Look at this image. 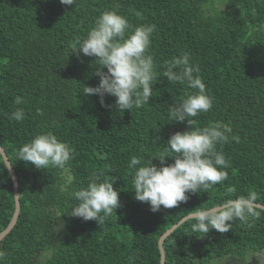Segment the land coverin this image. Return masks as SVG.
<instances>
[{
  "label": "trees",
  "instance_id": "obj_1",
  "mask_svg": "<svg viewBox=\"0 0 264 264\" xmlns=\"http://www.w3.org/2000/svg\"><path fill=\"white\" fill-rule=\"evenodd\" d=\"M105 10L133 26L155 25L148 49L158 74L152 97L130 112H118L110 96L105 105L113 107H102L80 87L97 86L99 65L94 57L72 54L74 44ZM184 52L199 66L213 105L193 119L201 128L219 122L232 130L229 141L216 146L230 162L223 169L228 179L153 213L134 199L127 164L134 155L152 158L172 134L186 130V122L168 119L167 108L195 90L161 75L164 62ZM17 96L26 104L15 105ZM17 107L25 111L21 122L8 119ZM46 133L73 148L76 189L93 173L115 179L122 207L103 224L67 216L77 202L61 193L58 169L37 170L17 160L20 147ZM0 147L16 174L21 208L0 243L5 253L0 264H41L50 249L46 264H160L159 239L192 212L249 192L264 204V0H75L67 7L59 0H0ZM152 163L160 167L157 160ZM14 211L13 182L0 155V234ZM57 213L63 215L57 219ZM250 222V229L236 220L226 233L213 229L204 235L193 233L194 221H187L165 240V264H215L260 252L264 213Z\"/></svg>",
  "mask_w": 264,
  "mask_h": 264
},
{
  "label": "clouds",
  "instance_id": "obj_2",
  "mask_svg": "<svg viewBox=\"0 0 264 264\" xmlns=\"http://www.w3.org/2000/svg\"><path fill=\"white\" fill-rule=\"evenodd\" d=\"M59 3L67 7L72 6L75 0H59ZM135 14L141 16L138 12ZM154 31V24L133 26L116 11L102 12L87 35L75 41L73 48L72 54L94 57V62L99 65L94 73L99 78L97 86L80 85L84 96H97L102 107H113L105 105L104 98L114 97V107L118 112H130L148 105L153 93V82L158 75L154 59L148 54ZM163 68L161 75L169 83L185 85L195 91L186 94L179 102L169 104L167 108L168 119L171 122H186V130L172 134L165 144L167 146L152 158L144 160L134 155L127 164L134 199L147 203L153 213L160 211L161 206L171 209L186 203L188 193L208 192L228 179V173L223 169L230 167V162L216 146L229 141L231 128L219 122H210L201 128L198 120L193 119L210 111L213 106L212 98L206 94L205 84L199 75V66L193 65L190 54L184 52L165 61ZM13 102L15 105L26 104L20 96L15 97ZM24 118L22 107H17L8 115L9 120L17 122ZM159 139L156 136L152 142L157 144ZM166 158L173 162L167 163ZM73 159V148L52 133L38 134L17 150V160L30 163L37 170L49 167L59 170L61 193H67L77 202L69 208L71 211H68L67 216L103 224L107 217L122 207L119 192L113 188L115 179L109 182L102 180V174L93 173L86 186L76 189V176L71 164ZM153 160H157L160 167L154 165ZM257 199L255 192H249L234 199H226L211 208L194 211L189 217L190 222L194 221L190 224L191 230L204 235L213 229L226 233L236 220L250 229L253 227L250 220L264 213V204H258ZM61 215L57 213V219ZM63 227L61 222L58 228L60 230ZM52 255L51 249L44 252L41 264H46ZM250 255L257 264H264V250ZM4 256L5 253L0 251V261Z\"/></svg>",
  "mask_w": 264,
  "mask_h": 264
},
{
  "label": "water",
  "instance_id": "obj_3",
  "mask_svg": "<svg viewBox=\"0 0 264 264\" xmlns=\"http://www.w3.org/2000/svg\"><path fill=\"white\" fill-rule=\"evenodd\" d=\"M0 155L4 161V164L11 176L12 182H13V193H14V199H15V211L14 214L12 216V219L8 225V227L0 234V243L5 239V237L11 233V231L14 229L19 214H20V195H19V189H18V180L16 177V174L10 164V161L7 157V155L5 154V151L2 147H0ZM189 216L183 218L179 223H177L176 225H174L173 227H171L168 231H166L162 237L159 239L158 241V248H159V252H160V264H165V252L163 249V245L165 240L170 237L175 230H177L182 224H184L185 222L189 221Z\"/></svg>",
  "mask_w": 264,
  "mask_h": 264
},
{
  "label": "rangeland",
  "instance_id": "obj_4",
  "mask_svg": "<svg viewBox=\"0 0 264 264\" xmlns=\"http://www.w3.org/2000/svg\"><path fill=\"white\" fill-rule=\"evenodd\" d=\"M253 253V252H250ZM250 253L247 254V256L244 259H239L236 257H227L221 262H214L215 264H257L256 259L250 255Z\"/></svg>",
  "mask_w": 264,
  "mask_h": 264
}]
</instances>
